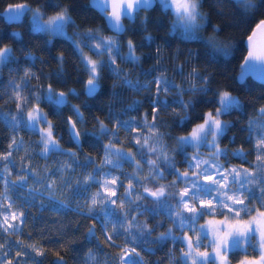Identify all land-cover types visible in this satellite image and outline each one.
I'll return each instance as SVG.
<instances>
[{
  "label": "snow or ice",
  "instance_id": "1",
  "mask_svg": "<svg viewBox=\"0 0 264 264\" xmlns=\"http://www.w3.org/2000/svg\"><path fill=\"white\" fill-rule=\"evenodd\" d=\"M5 3L0 17L13 30L0 31V77L8 70V78L0 79V128L8 133V143L0 149V264H42L49 253L55 264H67L62 253L75 243L63 242L70 225L54 226L59 248H47V226L38 239H31L32 231L25 233L30 208L61 220L72 214L87 222L82 238L96 246L77 257L79 264H149L151 259L160 264H264V104L254 109L255 116L246 117L242 131H233L235 125L226 115L247 112V103L219 91L215 106H194V100L209 91L211 77L192 56L173 66L179 83L159 68L163 75L132 80L121 66L141 63L135 41L129 37L126 50L122 41L142 12L173 14L169 32L179 31L192 40L201 27L198 21L206 19L200 0H87L102 26L88 25L72 40L75 63L63 50L56 51L48 72L34 70L49 64L45 56L27 48L17 55L15 44L24 39L18 29L26 20L35 37H49L53 47L71 39L69 30L76 26L71 0ZM238 3L245 12L264 7L260 0ZM139 27L143 39L151 41L147 16ZM210 43L216 50L230 51L214 38ZM241 49L236 77L241 87L257 86L254 81L264 85V15L246 21ZM172 58L178 59L179 53ZM108 64L114 80L137 96L150 95L149 107L142 112L136 108L135 117L118 120L114 127L97 117L91 130L97 138L94 148L80 130L85 114L73 109L75 118L66 121L72 146H62L56 109L44 101H54L61 113L67 111L69 98L81 94L76 88L61 90L73 72L87 77L83 93L96 96L103 90ZM169 94L178 100L171 108L180 109L173 127L183 121L179 131L185 133L174 137L171 158L159 130ZM17 133H25L27 142ZM40 160L44 163H37ZM75 225L78 228L80 220ZM13 237L15 246L9 243ZM153 251L157 256L149 255Z\"/></svg>",
  "mask_w": 264,
  "mask_h": 264
},
{
  "label": "clouds",
  "instance_id": "2",
  "mask_svg": "<svg viewBox=\"0 0 264 264\" xmlns=\"http://www.w3.org/2000/svg\"><path fill=\"white\" fill-rule=\"evenodd\" d=\"M200 2L203 5L201 13L206 19L198 21L201 27L192 40H186L179 31L169 32V27L175 19L173 14L159 11L142 12L140 14V20H143L145 16L148 17L147 31L151 33L152 40L145 41L143 39L145 32L143 28L139 27L140 20H137L135 24L128 25V34L124 37L122 44H124L126 50V41L131 37L138 48L137 54L140 55L142 53L141 63L135 68H129L126 65L121 66L124 67L132 80H136L137 78L141 80L146 78L150 79L153 73L163 75L164 72L158 71L159 68L165 69L169 78L179 83L180 77L174 75L173 66L174 64L179 65L186 57L192 56L199 62L200 67L207 68L211 77L209 91L206 94H201L202 98L197 97L194 100V106L199 104L201 109L206 106H215L219 91H227L232 95L240 96L248 105L247 112L240 110L238 116L226 115V118L233 121L235 125L233 131H242V125L246 124V117L255 116L254 109L264 104V85L259 81H254L257 85L255 88L251 86L241 87L240 82L236 79L240 71L242 54L241 38L244 35L246 21L253 17L259 18L261 15H264V7L258 5L254 12H245L243 6L238 3V0H200ZM260 4L264 5V0H260ZM73 16L76 20V26L69 30L71 39L65 40L55 48V52L63 50L65 53H69L70 49L69 57H71L72 52V40L77 39L80 32L86 31L88 25L95 27L102 26V24L96 21V17L89 10L87 0H79V8L73 13ZM73 32L76 33L75 36L72 35ZM29 33L30 35L27 38L24 36L23 42L20 44L18 49L20 53L26 48L32 51L33 49L38 51H51L54 49L53 44L47 42L49 37L34 40L35 34L30 29ZM110 35V33H105V36ZM212 38L224 48L230 46V51L225 52L214 49L210 43ZM29 41L31 43H28ZM53 43H55L54 40ZM177 52L179 53V58L173 60L172 57ZM144 61H147V63H144ZM73 63H75V60ZM107 68L108 75L103 80V90L96 96L90 97L83 93V81L87 77L81 73L73 72L72 79L68 80L66 86L61 90L67 91L68 89L76 88L81 94L69 98L70 103L65 105L67 111L61 113L54 101H44V103L51 104L56 109L54 115L58 122V136L62 146L69 147L66 145L72 143L69 135L66 134L68 130L66 121L69 116H72L73 119L75 118L73 109L85 114L86 123L80 130L83 138H90L87 141L85 139L88 147L94 148L97 138L91 136V130L95 126L97 117L106 121L109 126L114 127L118 120L123 121L130 117H135L137 115L136 108H140L142 112L149 107L151 100L149 94L140 93L137 96L126 86L112 78L111 64H108ZM161 95L163 98L164 94L162 93ZM135 100H139L140 103L130 109L128 105ZM166 103L169 105V109L166 114H163L164 124L159 130L164 134V143L167 144V152L171 158L175 146L174 137L184 135L185 133L179 131V128H183V121L180 122L179 127H173L176 119H178L180 109H173L171 105L178 104V100L169 94L166 98ZM122 126L127 127V125ZM169 133H172V135H169ZM17 136L19 137L20 133H17ZM190 155L191 152L189 153ZM181 156H183V149L181 150L180 156L176 157L177 163L181 162ZM58 159H63V157L60 156ZM149 159H154V157H149ZM184 159H187V157H184ZM128 171L131 170L128 169ZM86 252L87 250L84 253ZM149 255L155 257L157 253L153 251ZM149 264H160V260L151 259Z\"/></svg>",
  "mask_w": 264,
  "mask_h": 264
},
{
  "label": "trees",
  "instance_id": "3",
  "mask_svg": "<svg viewBox=\"0 0 264 264\" xmlns=\"http://www.w3.org/2000/svg\"><path fill=\"white\" fill-rule=\"evenodd\" d=\"M7 2H20V0H7ZM41 2H43V0H41ZM0 5L2 6H6L5 0H0ZM71 5H72V12L74 13L78 8H79V0H71ZM35 6V5H34ZM51 14V13H50ZM96 21L100 24H102V21L99 18H96ZM29 29L30 26L28 24V22L22 21L21 22V26L18 29L19 31H22L24 33L25 38H27L30 33H29ZM13 30V27L8 25L7 23L3 22L2 17H0V31H2L4 34H8ZM34 40H39L34 36ZM28 43H31L30 41ZM61 43H57L54 47L53 50L51 51H38L33 49V51L37 54V55H43L45 56L48 60H49V64L47 65H40L38 64L36 69H34L35 71H40L41 68L43 69V71L48 72L51 70L50 66L53 62H54V54H55V48L57 46H59ZM16 47V51H17V55H20L19 52V47L20 44L16 43L15 44ZM70 49H69V53H70ZM69 53H66L67 55ZM71 61H74L75 58L74 57H70ZM18 63H20L21 68L24 67L22 60L18 61ZM13 68L16 67L15 64L12 65ZM8 78V70L5 69L4 72V76L0 77V79H4L6 80ZM253 88H255L256 86H251ZM20 135H24L25 136V140H28V136L25 135V133H20ZM35 136H32V139H35ZM89 138H86V141ZM8 143V133L3 129L0 128V149L6 147ZM225 143H227V141H225ZM87 144V142H86ZM71 147L72 145H66ZM234 163L236 161H233ZM37 163H44V161L40 160L37 161ZM51 163V162H49ZM125 167H127V165H125ZM131 170V169H129ZM29 227H27L25 229V233H27L28 231H32L33 236L31 237V239H38L39 235H40V230L42 228H45V226H47V229L44 232V236H45V240H44V246L47 248H51V249H57L59 248V245L56 243V234H55V227H58L60 223L63 224H68L70 225V227L67 230V235L64 237V243H67L70 240H75V243H72L70 245L69 250L64 251L62 253V255H64L67 264H79V261L77 259L78 256H82L84 254V252L89 248V247H95V242H93L92 244H89V242L85 239L82 238V233L85 230V226L87 224L86 221H84L83 219H81L78 216L69 214L67 217L63 218L62 220L57 218L53 213L51 212H44L42 215L37 213L36 208H30L29 210ZM35 216V221L33 222L32 217ZM76 220H80V225L77 228V226L75 225ZM55 226V227H54ZM47 237H51V239H47ZM9 243L15 246V238H11L9 239ZM179 246L178 242H177V247ZM105 252L108 251V249H104ZM164 252L161 251L159 253V255H163ZM12 255H14V253H12ZM42 264H55V258L54 256L49 253L45 258H43Z\"/></svg>",
  "mask_w": 264,
  "mask_h": 264
}]
</instances>
